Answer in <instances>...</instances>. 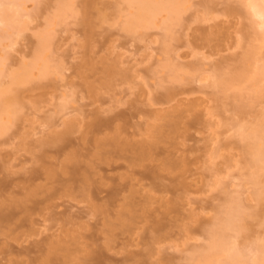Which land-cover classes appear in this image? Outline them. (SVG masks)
<instances>
[{"label":"rangeland","instance_id":"374dc122","mask_svg":"<svg viewBox=\"0 0 264 264\" xmlns=\"http://www.w3.org/2000/svg\"><path fill=\"white\" fill-rule=\"evenodd\" d=\"M176 1L177 19L129 31L134 0H0V92L16 89L12 114L0 94V264H178L217 189L247 175L264 30L247 0Z\"/></svg>","mask_w":264,"mask_h":264},{"label":"clouds","instance_id":"9594fccd","mask_svg":"<svg viewBox=\"0 0 264 264\" xmlns=\"http://www.w3.org/2000/svg\"><path fill=\"white\" fill-rule=\"evenodd\" d=\"M217 192L191 243L172 249L178 264H264V147L252 152L247 175Z\"/></svg>","mask_w":264,"mask_h":264},{"label":"bare ground","instance_id":"6f19581e","mask_svg":"<svg viewBox=\"0 0 264 264\" xmlns=\"http://www.w3.org/2000/svg\"><path fill=\"white\" fill-rule=\"evenodd\" d=\"M14 1H18L19 5H22L27 0H14ZM247 1H248V6L251 9L252 15L256 19L259 20L258 24H259L260 30H264V0H247ZM134 4L136 6V13L133 14V16H131L126 21V24H125V28L129 31L135 30L138 27H147V26L153 24L156 17L161 12H164V11H168L171 14L172 19H177L178 14H179V10H180V4L176 0H169V1L167 0L166 2H164L162 0H134ZM60 11H62V9ZM10 18H11V15H10L8 10H1L0 9V23H3V24L5 23V24L9 25L10 24ZM6 34H8V35L12 34L9 27H5L4 33H0V42L6 36ZM46 44H47V37H46V35H44L42 38V43H41L40 49L36 55L37 60H39L40 57L42 56V53L46 48ZM230 48L231 47H228L227 49L230 50ZM2 71H3L2 63L0 62V73ZM257 74L264 75V67L257 70ZM30 76H31V71L29 68H24L19 73L14 72L11 74L12 84L13 85H20L24 82H27L30 79ZM12 92H14V94L9 95V96L6 95L7 93H12ZM0 94L3 96V102H4V106L2 108V113L12 114L11 109H12L13 103L16 99V89L15 88L7 89L4 91H1ZM118 117H119V115H116V116L110 118L109 120H102V121L98 120L95 123H92L90 125V128L92 129L91 132L94 135H97V134L102 133L103 131L109 130L111 128L112 124L115 123L116 120H118ZM65 127H67V131L71 130V124L66 125ZM117 128H119V126ZM0 130H1V119H0ZM119 130H120V128H119ZM240 134H241V132H240ZM241 136L244 139H246V140L249 139L253 142L252 152L254 150H257V149L264 147V124H262L259 127L251 130L250 132H247V130L243 129V134H241ZM61 139H62V141L63 140L65 141V138H61ZM118 140H119V138H118ZM117 141L113 142V143H115L113 145L115 147V149L116 148L118 149L120 146H122V144L117 143ZM123 144H125V143L123 142ZM127 145H129L128 142H127ZM129 148H128V150L129 151L132 150L131 153L133 155V158H135V159H137L138 157L141 158V157L146 156L148 154V148L144 144H142L138 147L137 146L134 147L132 144V145H130ZM123 149L125 151L127 150L126 145H125V147H123ZM118 150L122 151L120 149H118ZM130 162H129V164L131 166H133L135 163L132 160ZM130 165H129V167H131ZM135 174H136V172H135ZM36 177L37 176L34 175V177L27 179V181L30 180V182H31ZM88 191L91 192L90 189ZM162 230H163L162 225H158L155 229H153L151 231L152 232L151 237H150L151 243H154V242L160 240V237L158 239L155 236H156V234L161 233ZM160 252H161L160 249H158V251H155L151 248V249H149V251H147L146 254H144L146 256H144L143 254H140V256L142 255L141 257L138 254H137V256L139 257L140 261H144L143 259L145 257L152 256V255L158 254ZM141 258H142V260H141Z\"/></svg>","mask_w":264,"mask_h":264}]
</instances>
